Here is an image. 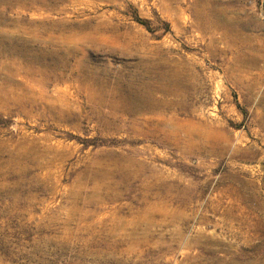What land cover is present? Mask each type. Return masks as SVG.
I'll return each mask as SVG.
<instances>
[{"label":"rangeland","instance_id":"1","mask_svg":"<svg viewBox=\"0 0 264 264\" xmlns=\"http://www.w3.org/2000/svg\"><path fill=\"white\" fill-rule=\"evenodd\" d=\"M0 264H264V0H0Z\"/></svg>","mask_w":264,"mask_h":264},{"label":"bare ground","instance_id":"2","mask_svg":"<svg viewBox=\"0 0 264 264\" xmlns=\"http://www.w3.org/2000/svg\"><path fill=\"white\" fill-rule=\"evenodd\" d=\"M18 42L17 45H14L13 43L12 46L9 48L10 49L9 51L11 53L18 54L21 57L28 59L27 62L30 63L31 61L33 64L34 61H37L39 56H41V57H49L52 61H54L57 64L66 63L67 65V62H70L72 57L75 56L73 47H71L70 45L60 44L54 41L50 42L47 45H42L40 44L39 41V44L37 45L35 44V42L38 43L37 39L31 38L29 36L26 37L24 35H21L20 37H18ZM92 85L93 86L96 85L95 81L92 82ZM130 105H136V104L132 102Z\"/></svg>","mask_w":264,"mask_h":264},{"label":"trees","instance_id":"3","mask_svg":"<svg viewBox=\"0 0 264 264\" xmlns=\"http://www.w3.org/2000/svg\"><path fill=\"white\" fill-rule=\"evenodd\" d=\"M135 19H137V21H139V22H141V23H143V24H146V20H144V19H142V18H140L139 16H135Z\"/></svg>","mask_w":264,"mask_h":264}]
</instances>
